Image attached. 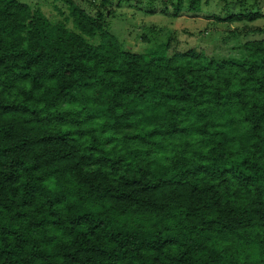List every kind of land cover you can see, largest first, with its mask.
Masks as SVG:
<instances>
[{
    "label": "trees",
    "instance_id": "obj_1",
    "mask_svg": "<svg viewBox=\"0 0 264 264\" xmlns=\"http://www.w3.org/2000/svg\"><path fill=\"white\" fill-rule=\"evenodd\" d=\"M63 1L73 29L0 0V264H264V38L137 53L106 22L124 0Z\"/></svg>",
    "mask_w": 264,
    "mask_h": 264
},
{
    "label": "rangeland",
    "instance_id": "obj_2",
    "mask_svg": "<svg viewBox=\"0 0 264 264\" xmlns=\"http://www.w3.org/2000/svg\"><path fill=\"white\" fill-rule=\"evenodd\" d=\"M39 9L52 21L67 22L73 29L72 17L63 0H19ZM102 0H74L89 15H96ZM203 11L198 14L175 13L176 0H124L110 8L106 22L125 50L157 54L167 50L168 55L195 51L217 59L246 57L245 44L264 38V0L260 1L262 18L253 23H226L215 18L227 17L225 0H203ZM103 14H106L104 9ZM248 26V27H246ZM251 30V31H252Z\"/></svg>",
    "mask_w": 264,
    "mask_h": 264
}]
</instances>
